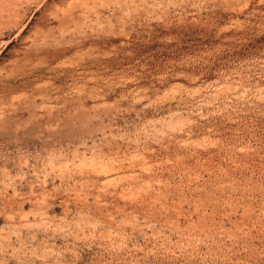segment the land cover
<instances>
[{
  "label": "rangeland",
  "instance_id": "374dc122",
  "mask_svg": "<svg viewBox=\"0 0 264 264\" xmlns=\"http://www.w3.org/2000/svg\"><path fill=\"white\" fill-rule=\"evenodd\" d=\"M0 264H264V0H0Z\"/></svg>",
  "mask_w": 264,
  "mask_h": 264
}]
</instances>
